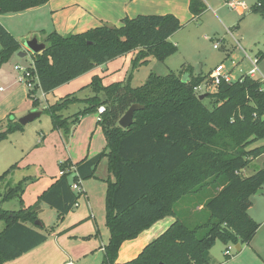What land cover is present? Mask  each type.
<instances>
[{
    "label": "trees",
    "instance_id": "obj_1",
    "mask_svg": "<svg viewBox=\"0 0 264 264\" xmlns=\"http://www.w3.org/2000/svg\"><path fill=\"white\" fill-rule=\"evenodd\" d=\"M49 1L0 0V15L23 12ZM189 10L196 19L205 10L204 1L190 0ZM252 11L264 18V0H257ZM181 28L183 23L173 14H140L123 18L120 26L102 25L69 35L47 33L46 49L32 55L33 75L38 80L28 97L38 104L37 90L51 92L131 51L137 52L135 66L147 63L150 57L164 61L178 50L170 37ZM0 44V65L22 48L1 22ZM185 74H189L187 81H183ZM207 77L209 80L210 73L194 76L192 69L164 76L151 73L143 85L132 87L129 82L102 85V79L94 76L88 85L92 96L81 99L67 95L50 105L47 110L54 128L66 135L83 115L97 113L105 106L97 123L107 144L99 154L76 164L62 161L63 174L33 205L26 206L23 200L25 181L30 177L7 190L3 201L18 198L21 207L0 210L5 223L0 232V264L21 257L48 239L52 230L44 232L39 218L41 205L55 209L58 221H63L83 195L82 190L72 188L73 183L96 177L105 158L110 240L101 264H211L210 250L218 240L226 245L250 243L260 223L249 208L253 195L264 189V167L250 173L253 161L264 155V144L260 143L264 141L263 83L247 74L236 81L223 80L214 93H206L201 100L195 88ZM207 97L212 101L210 107L205 103ZM77 102L84 103V109L70 117L61 114ZM136 103L143 109L135 111L131 126L121 127L120 118ZM22 127L9 113L6 121L0 120V143ZM9 173L7 170L2 178ZM211 182L217 191L204 205L210 212L204 236H200L203 226L190 228L176 218L136 258L117 262L125 241L135 239L166 216L176 217L177 202ZM38 220L42 224H37Z\"/></svg>",
    "mask_w": 264,
    "mask_h": 264
},
{
    "label": "rangeland",
    "instance_id": "obj_2",
    "mask_svg": "<svg viewBox=\"0 0 264 264\" xmlns=\"http://www.w3.org/2000/svg\"><path fill=\"white\" fill-rule=\"evenodd\" d=\"M203 1L205 10L196 19L191 17L192 14L189 10V20L184 22V27L171 39L177 45L178 50L166 60L161 61L150 57L147 63L135 66L134 59L137 52H128L111 60L109 68L106 66L91 75L74 79L75 81L68 82L69 84L64 85L59 91L44 93L42 90H37L35 97L39 99L38 104H34L32 98L23 94L24 88L27 90L29 88L25 82L19 80L22 72L15 69L16 65L23 68L30 67L33 53L25 48L26 56H19L20 51H17L0 65V120L6 121L7 109L10 111L8 113H12L17 121L32 111L42 112V115L23 125L21 129L11 132L7 139L0 143V210L20 209L21 204L18 198L3 201V197L10 187L16 186L24 178H31L28 182L25 181L26 195L23 196L25 205L30 206L36 203L38 196L49 187L50 184L44 185L45 180L53 179L52 175H59V164L62 161L70 160V151L77 157L76 154L80 155L82 151L87 150L86 152L89 153L90 145L93 148L94 145L101 146L102 142H95L98 132L100 135L103 134L101 125L96 124L95 112L83 115L80 121L73 126L71 133L66 135L63 130L54 128L51 113L47 110L50 105L61 101L67 95H75L81 99L90 97L89 93L94 92L88 85L94 76H99L102 79V85L129 82L132 87H139L147 81L151 73L164 76L171 72L179 74L185 72L186 69H192L194 76H208L209 72L214 70L217 65L223 64L232 73L233 81H236L251 70L250 57L260 58L258 67L264 75V18L252 11L257 0H242L247 5V10L242 14L230 9L225 0ZM9 14L11 13L2 15L9 16ZM1 20L13 31L21 45L24 46L25 41L35 36L38 37L40 43L47 45L45 38L40 33L23 34L30 25V20L27 17L12 15L2 17ZM110 25L114 24L110 23ZM207 80L208 77L203 84ZM205 88L206 84L203 89ZM207 89L199 95L212 94L217 87L210 85ZM205 103L209 107L212 106L211 98L207 97ZM84 107V103L77 102L71 104L61 114L64 117H70ZM95 129H97L95 139L91 142ZM104 139L103 137V141ZM16 164L19 166L12 168ZM262 167H264L263 155L253 161L250 173ZM7 170H10V173L2 178ZM99 172L100 175H103L102 167ZM107 179L108 177L106 179L99 178L96 172V177L83 180L93 183L86 187V190L89 192V196H94L91 198L100 215L103 209L106 213ZM85 185L87 186V184ZM215 185L214 182L208 183L198 191L183 197L175 205L176 218L181 219L190 228L203 226L200 236L206 234V224L210 220V212L204 205L215 195L217 191ZM261 196L264 198V195ZM256 213H258L257 209L251 211V214L257 219ZM57 216L55 209L43 203L39 218L45 225L44 232L46 234L48 230L55 229L58 223ZM4 227L5 223L0 219V232ZM226 248L227 245L218 240L210 250L211 261L213 263L223 261ZM233 252L237 253L238 251L234 248Z\"/></svg>",
    "mask_w": 264,
    "mask_h": 264
},
{
    "label": "crops",
    "instance_id": "obj_3",
    "mask_svg": "<svg viewBox=\"0 0 264 264\" xmlns=\"http://www.w3.org/2000/svg\"><path fill=\"white\" fill-rule=\"evenodd\" d=\"M189 6L190 0H50L39 7L11 13L9 16L21 15L22 17H27L30 20V25L23 34L40 33L45 38L47 33L52 31H57L61 35H69L102 25L120 26L123 18H132L140 14H173L180 19L184 27V22L189 20ZM9 16L0 15V22L14 35L13 31L1 20L2 17ZM110 23L114 25H110ZM179 31L173 34L170 40ZM21 46L19 56L20 53H25L26 56L25 46ZM31 60L33 63V57ZM109 62L95 67L91 71L75 78V80L91 75V73L108 66ZM75 80L73 79V81ZM64 85L57 87L53 91H59ZM24 90L23 94L28 96L29 90L26 88ZM89 94L93 95V93ZM8 112L10 111L7 109L6 116L9 114ZM95 115L98 121L100 115L98 112ZM96 132L97 129L93 131L91 142L94 141ZM96 137L95 142H102L101 146L94 145L93 148L90 145L89 153L86 152L87 150L82 151L80 155L77 153L76 157L70 151V160L73 164L85 157H93L105 149L107 142L106 139L103 141V137L105 138L104 132L102 135L98 132ZM260 143L264 144V141ZM91 148L93 149L91 150ZM100 167L104 171L103 175H100ZM98 168L97 176L99 178L106 179L109 177L106 158L101 161ZM60 175L61 170H59V175H52L51 178L53 179L45 180L44 185H51ZM91 185H93L91 181L81 182L83 195L79 200L78 207L75 208L78 209H74L67 214L63 221H58L55 229L44 243L21 257L4 264H64L69 259L75 260L78 264H101L105 254V247L110 240V231L106 225L105 210L103 209L101 215L99 214L91 198V196H94H89V192L86 190V187ZM24 194L26 195V190ZM261 195H264V191L253 195L252 205L249 208L250 215L260 223V228L255 237L248 244H227V247L231 246L230 255L224 253L225 259L223 261L218 263L211 261V264H264V198ZM253 209L258 211L255 214L257 219L251 214ZM175 220V216H166L144 230L135 239L125 241L119 251L117 262L123 263L136 258L146 245L162 235ZM234 248L237 249V253L233 252Z\"/></svg>",
    "mask_w": 264,
    "mask_h": 264
},
{
    "label": "built area",
    "instance_id": "obj_4",
    "mask_svg": "<svg viewBox=\"0 0 264 264\" xmlns=\"http://www.w3.org/2000/svg\"><path fill=\"white\" fill-rule=\"evenodd\" d=\"M225 1H226V5L230 9L236 10V11H238L241 14L244 13V11L247 10V5L242 0H225ZM215 47L217 48L216 45H215ZM250 60L252 62V68H251V70L249 71V73L247 75H249L250 77H252L254 79L260 80L262 83H264V75L260 71V68L258 67L259 58L250 57ZM33 68H34L33 63H32V65L30 67H27V68H23V67H20L18 65L15 66L16 70H20L22 72L21 76L19 77V80L25 82L29 89H32L35 86V83H37V80H38L37 75L36 74L33 75V72H34ZM209 79L210 80L205 83L206 84V88L205 89H203L205 84H202V85H200V86L195 88V92L197 94L204 93V91L208 90L207 88L210 85L217 86L223 80H225L227 82H232L233 81L232 73L230 71H228V69L223 64L217 65L215 67V69L211 71ZM104 111H105V106H101L98 109V114L100 115ZM61 174H63L62 171H61ZM81 182L73 183L72 188L75 191H81L82 190ZM230 249H231V246H228L226 248V250H225V254L226 255H230ZM64 264H78V263L75 260L69 259Z\"/></svg>",
    "mask_w": 264,
    "mask_h": 264
},
{
    "label": "water",
    "instance_id": "obj_5",
    "mask_svg": "<svg viewBox=\"0 0 264 264\" xmlns=\"http://www.w3.org/2000/svg\"><path fill=\"white\" fill-rule=\"evenodd\" d=\"M24 46L28 51L32 52L33 54H36V53H41L43 50H45L47 45L44 43H40L38 40V37L35 36L32 39L25 41ZM20 56H25V53H20ZM188 77H189V75L185 74L183 81H187ZM206 96H207V94H201L199 96V99L203 100ZM143 107H144L143 105H140L138 103L131 105L130 108L126 111V113L120 118L119 125L123 128H128L129 126H131L133 121H134L135 111L143 109ZM40 115H42V112L32 111L29 114L20 118L19 122L22 125H26L29 122L35 120ZM263 191L264 190H260L257 192V194L261 193ZM37 224H42V223H41V221L38 220Z\"/></svg>",
    "mask_w": 264,
    "mask_h": 264
}]
</instances>
